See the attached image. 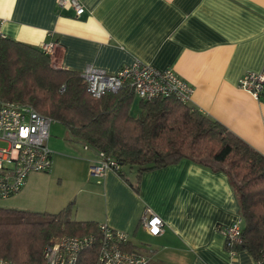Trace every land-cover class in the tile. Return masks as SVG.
Returning <instances> with one entry per match:
<instances>
[{
	"label": "crops",
	"instance_id": "0c3cea01",
	"mask_svg": "<svg viewBox=\"0 0 264 264\" xmlns=\"http://www.w3.org/2000/svg\"><path fill=\"white\" fill-rule=\"evenodd\" d=\"M80 2L85 13L77 19L59 12L56 0H0V34L38 48L56 42L54 69L81 73L93 66L113 74L136 60L170 69L193 87L189 107L264 156V97L255 100L238 88L246 72L264 70V0ZM52 149L49 171L29 174L9 198L15 210L48 213L31 186L62 176L67 166L69 189L54 199V210L72 203V220L126 233L152 251L150 264H255L249 253L225 249L222 230L240 220V209L222 172L184 159L144 173L136 192L113 171L91 176L97 161L91 149L82 152L73 143L69 153ZM128 179L134 183V170ZM146 210L164 222L158 236L143 227Z\"/></svg>",
	"mask_w": 264,
	"mask_h": 264
},
{
	"label": "trees",
	"instance_id": "16d2710c",
	"mask_svg": "<svg viewBox=\"0 0 264 264\" xmlns=\"http://www.w3.org/2000/svg\"><path fill=\"white\" fill-rule=\"evenodd\" d=\"M134 97L126 87L93 102L81 73L54 69L40 48L0 37L1 102L31 106L62 124L72 138L114 161L115 173L136 192L144 173L184 159L222 172L240 209L242 242L233 250L257 259L264 251V156L217 121L172 97L140 100L142 117L134 118L129 114ZM133 170L131 183L128 174ZM73 213L72 203L56 214L0 208V258L42 264L44 247L60 237L98 238V224L74 221ZM125 251L146 257L152 252L131 241ZM98 252L97 241L80 254L78 264H95Z\"/></svg>",
	"mask_w": 264,
	"mask_h": 264
},
{
	"label": "built area",
	"instance_id": "2783aa9c",
	"mask_svg": "<svg viewBox=\"0 0 264 264\" xmlns=\"http://www.w3.org/2000/svg\"><path fill=\"white\" fill-rule=\"evenodd\" d=\"M57 10L72 11L79 19L85 13L80 0H56ZM1 38H4L0 34ZM56 42L44 43L42 52L51 57L57 49ZM86 90L92 101L106 94L116 93L128 87L139 100L148 102L157 98L172 97L183 105L191 102L194 89L172 70H160L139 60L109 74L87 66L81 72ZM238 88L255 100L264 94V70L246 72L238 81ZM63 93V89L60 90ZM52 120L39 114L31 106L0 101V200L18 194L31 173H46L51 167V152L48 147ZM88 148L84 146V150ZM114 161L97 154V161L90 167V175L102 177L105 172H115ZM143 227L149 235L158 236L164 222L146 210L142 218ZM98 238L93 235L63 236L48 244L42 251V264H78L80 254L99 243L95 264H150L149 258L125 251L129 242L126 233L113 230L105 224L98 225ZM225 249L236 254L233 247L240 245L241 220L223 228ZM0 264H19L0 258ZM255 264H264V251L255 259Z\"/></svg>",
	"mask_w": 264,
	"mask_h": 264
},
{
	"label": "rangeland",
	"instance_id": "374dc122",
	"mask_svg": "<svg viewBox=\"0 0 264 264\" xmlns=\"http://www.w3.org/2000/svg\"><path fill=\"white\" fill-rule=\"evenodd\" d=\"M94 102V101H93ZM129 114L134 118L142 117V110L140 108V100L135 96L132 100V103L129 107ZM52 143V144H51ZM73 143L78 147L79 150H84V145L70 136L66 128L57 122H52L50 128V141L48 142L49 150L52 151L57 149L59 151L69 153L67 150V144ZM65 169L62 172V176L52 177L48 179H41L34 183L31 187L34 191L38 192L40 195L36 196L38 198L36 201L43 200V202L48 205L50 213H57L59 208L54 210L52 204L55 198L64 194L69 189V171L67 166H64ZM42 197V198H41ZM13 199L9 200H0V208L15 209L12 204ZM54 211V212H53ZM57 211V212H56Z\"/></svg>",
	"mask_w": 264,
	"mask_h": 264
}]
</instances>
